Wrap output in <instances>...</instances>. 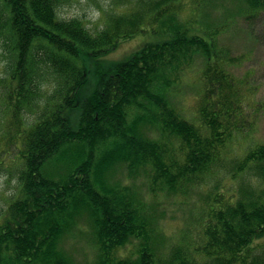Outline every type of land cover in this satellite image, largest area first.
Listing matches in <instances>:
<instances>
[{
    "label": "trees",
    "instance_id": "1",
    "mask_svg": "<svg viewBox=\"0 0 264 264\" xmlns=\"http://www.w3.org/2000/svg\"><path fill=\"white\" fill-rule=\"evenodd\" d=\"M72 1L0 0V97L9 118L0 159L17 173L0 210V264H80L69 236L91 244L86 264H264V143L223 163L250 121L251 97L230 70L241 57L222 55L217 42L231 16L200 18L216 0H113L94 32L84 18L60 15ZM238 1L248 15L264 11V0ZM186 8L194 13L184 20ZM146 31L168 38L106 59ZM197 55L200 98L189 117L171 89ZM220 165L235 186L216 181L200 225L170 242L137 181L145 178L154 195L188 193ZM135 239V252L120 255Z\"/></svg>",
    "mask_w": 264,
    "mask_h": 264
},
{
    "label": "rangeland",
    "instance_id": "2",
    "mask_svg": "<svg viewBox=\"0 0 264 264\" xmlns=\"http://www.w3.org/2000/svg\"><path fill=\"white\" fill-rule=\"evenodd\" d=\"M113 0H73L60 8L62 17L80 16L86 20L92 31L96 32L103 26V8L112 5ZM238 0H216L215 4L205 7L200 13L201 19L217 22L220 17L231 16V25L217 39L220 53L231 57H241L231 66L235 74L245 82L244 90L250 96L249 123L238 133L227 146L224 154V165H230L235 159L243 157L253 145L264 143V11L253 15L244 13ZM187 9V8H186ZM193 10L188 8L180 14L181 19L193 16ZM220 21V20H219ZM168 38L167 35L146 31L133 38L123 41L118 48L106 55L108 61H118L127 58L147 42H156ZM204 65L203 57L196 56L194 63L187 66L180 79L172 86L171 95L182 110L193 117L200 98V75ZM94 76V67H90ZM95 79V77H93ZM95 80L92 85L95 86ZM5 106L0 97V141L4 140L8 130L9 118L4 114ZM187 115V116H188ZM150 135L158 136L150 132ZM0 210L10 201L17 189V173L11 161L0 159ZM220 165L216 167V175L210 181L193 187L188 193H173L160 191L154 195L150 192L146 179L137 181L142 185V191L155 207L159 219L158 226L170 242L179 240L187 226H199V222L208 214L209 201L219 179L221 185L230 189L235 181L229 179L228 169ZM220 190H223L221 187ZM200 219H199V218ZM67 249L74 255L76 262L86 264L94 257V249L88 240L69 236ZM138 240H132L119 254L126 256L135 252ZM95 258V257H94Z\"/></svg>",
    "mask_w": 264,
    "mask_h": 264
}]
</instances>
